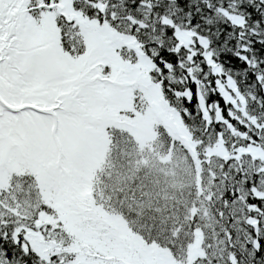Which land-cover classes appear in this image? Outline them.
I'll use <instances>...</instances> for the list:
<instances>
[{
  "label": "snow or ice",
  "instance_id": "snow-or-ice-1",
  "mask_svg": "<svg viewBox=\"0 0 264 264\" xmlns=\"http://www.w3.org/2000/svg\"><path fill=\"white\" fill-rule=\"evenodd\" d=\"M0 264H264V0H0Z\"/></svg>",
  "mask_w": 264,
  "mask_h": 264
}]
</instances>
